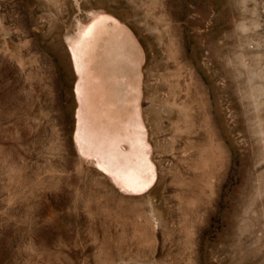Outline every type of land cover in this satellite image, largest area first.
Here are the masks:
<instances>
[{
    "label": "rangeland",
    "instance_id": "rangeland-1",
    "mask_svg": "<svg viewBox=\"0 0 264 264\" xmlns=\"http://www.w3.org/2000/svg\"><path fill=\"white\" fill-rule=\"evenodd\" d=\"M0 264H264V0H0Z\"/></svg>",
    "mask_w": 264,
    "mask_h": 264
},
{
    "label": "crops",
    "instance_id": "crops-1",
    "mask_svg": "<svg viewBox=\"0 0 264 264\" xmlns=\"http://www.w3.org/2000/svg\"><path fill=\"white\" fill-rule=\"evenodd\" d=\"M144 155L143 156H146V154L145 153H143ZM103 171V170H102ZM104 173H106V171H104Z\"/></svg>",
    "mask_w": 264,
    "mask_h": 264
}]
</instances>
